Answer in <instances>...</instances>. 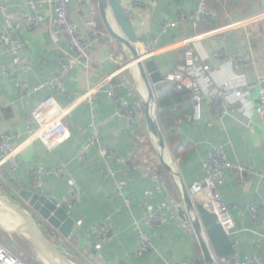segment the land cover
Here are the masks:
<instances>
[{
  "label": "crops",
  "instance_id": "crops-1",
  "mask_svg": "<svg viewBox=\"0 0 264 264\" xmlns=\"http://www.w3.org/2000/svg\"><path fill=\"white\" fill-rule=\"evenodd\" d=\"M28 1L0 0V6L16 19V25L8 33V38L18 39L24 44L21 56L4 52L0 45V138L6 134L19 136L20 139L13 141L14 147L27 137L28 117L37 104L55 97L60 106H70L77 97L91 90L104 78L119 72L131 60L124 45L117 42L107 28L106 21L119 36L125 37L115 22L110 6L106 7L104 16L100 5L102 0H90L88 6L93 11L99 36L97 42H94L85 22H80L83 38L92 54V76H86L79 69L71 72L65 78L66 96H56L54 89L42 87L32 96L23 98L20 86H43L59 68L56 58L60 49L68 50L49 8L43 9L44 23L40 28L33 31L23 29V18L31 13L25 7ZM77 1L72 0V7ZM116 1L122 9L132 6V0ZM144 1L145 4L135 10L132 23L140 41L149 43L154 38L159 40L157 50L144 60H154L165 79L184 64V47L177 43L189 38H197L201 54L207 56L208 63L217 70L213 80L209 84L205 82L211 90L224 80L242 86L264 75V0H210V9L218 13L220 18L216 25L204 24L194 30L185 24L168 34L163 33L162 22L194 13L200 0ZM4 25L5 13L0 11V28ZM216 51L250 56L254 63L234 70L222 59L211 58ZM7 68L11 70L6 71ZM117 76V82H127L132 88V92L122 91L120 96L127 108L137 111L138 119L114 118L105 123L114 115V106L105 90L99 92L96 108L103 144L112 149L120 160L135 151L138 131L146 135V143L143 142L145 147L139 146L143 155L139 168L128 170L125 163L115 160L109 163L116 171L117 179L127 181L125 195L132 202L131 207H122L115 180L105 177L103 165L93 167L94 162L102 163L96 149L91 151L87 161L78 158L79 150L91 134V107L86 103L77 106L68 115L65 122L71 136L62 145L50 151L40 141H36L17 155L16 170L8 163L0 167V195L23 208L27 206L20 197L22 190L38 192L62 202L71 191L69 181L74 182L80 189L81 199L67 211L76 223L82 222V225H75L69 239L63 238L46 223L43 225L48 240L72 264H194L199 255L198 241L194 230L187 228L179 211L182 208L186 210V199L159 157V163L144 161L146 156L153 157L151 148L159 155L146 120L147 104L153 89L148 85L151 83L150 77L146 81L137 66L122 70ZM154 101L152 110H156L168 156L174 161L177 172L187 186L206 177V164L215 147H221L233 162L256 166L257 174L253 176L228 171L225 183L217 189V194L230 207L233 226L229 236L236 249L233 258L241 262L257 258L264 263V210L260 211L257 220H253L247 211L248 205H259L264 201V116L258 117L253 113L255 95L247 96L243 103L232 100L225 118L215 115L208 105H204L203 119L199 122L193 120L192 96L180 91L175 85L161 96L155 94ZM147 140L150 151L147 149ZM2 156L0 151V160ZM58 166L66 168L65 177L48 176L44 178L41 189L34 187L33 170H54ZM176 202L180 207H174ZM151 210H160L163 225L153 229L146 226L144 216ZM106 218L112 221L115 237L103 243L101 250H96L95 245L101 240L92 236L91 232ZM141 230L151 236L154 249L138 257ZM57 233L63 242L58 241ZM0 239L28 262L47 264L38 252L25 222L16 212L2 204ZM52 255L59 262L58 256Z\"/></svg>",
  "mask_w": 264,
  "mask_h": 264
},
{
  "label": "built area",
  "instance_id": "built-area-1",
  "mask_svg": "<svg viewBox=\"0 0 264 264\" xmlns=\"http://www.w3.org/2000/svg\"><path fill=\"white\" fill-rule=\"evenodd\" d=\"M89 1L90 0H78L73 7L72 0H30L26 3L25 7L31 13L26 14L23 18V29L26 31H33L40 28L44 23L43 9L49 8L50 12L56 18L57 25L68 45V50L64 48L60 49L56 58L59 68L51 74L50 79L43 86L30 87L28 84L20 86V92L23 98L32 96L42 87L54 89L56 96H66L67 88L65 85V78L71 72L79 69L82 70L86 76H92V54L89 45L83 38L80 22V20L85 22V25L91 31L94 42H97L99 36L93 19V11L90 10L88 6ZM143 4H145L144 0H132V6L130 8L122 9L123 14L132 21L135 10ZM0 11L5 13V25L3 28H0V45L4 52L21 56L24 44L18 39L8 38V33L16 25V19L13 15L8 14L2 6H0ZM219 19V14L210 9V0H200L198 8L194 13L182 15L174 21L162 22V31L164 34H168L173 29H177L185 24H189L194 30H197L204 24L214 26L218 23ZM177 44L183 45L184 47V64L177 69L176 73L166 80L172 82L180 91L188 92L192 96L194 121L199 122L203 119L204 105H208L209 109L215 115L225 118L229 113L232 100L243 103L245 98L252 94L255 95L256 101V105L253 107V113L258 117L264 116V75L257 76L254 81L245 83L242 86L234 85L231 80H224L219 83L220 85H218L217 88L211 90L205 82L207 81L209 84L217 74V70L208 63V57L201 54L197 47L199 44L197 38L181 40ZM158 46L159 40L154 38L149 43L139 40L136 48L140 52L142 58L146 59L157 50ZM211 58L222 59V62L229 64L234 70L248 67L250 64L254 63V59L250 56H241L240 54L228 55L221 51L214 52ZM136 64L137 61H129L121 67L119 72L130 67L134 68V66H137ZM25 68L28 67L25 66ZM5 70L10 71L11 68ZM119 72L104 78L91 90L77 97L70 106H60L55 97H49L44 102L37 104L28 117V135L25 139L21 140L17 147L13 146V141L15 139H20L19 136H11L8 134L1 136L0 151L3 156L0 160V167L8 163L13 170H16L18 167L16 162L17 155L36 141H40L50 151L62 145L71 136L65 122L68 115L77 106L86 103L91 107L92 121L89 125L91 134L85 145L79 150L78 158L81 161H87L88 155L92 150L96 149L102 163L97 164V162H94L93 167L103 165V174L105 177L115 180L117 196L123 202L122 207L130 208L132 202L127 199L125 195V188L128 185L127 181L117 179V173L109 163L110 160H115L120 163H125L126 169L128 170L139 168L143 157L139 146L143 144L145 138L141 131H138L135 151L126 159L120 160L112 149L103 144L101 138V125L98 123L99 113L96 108L98 94L105 90L114 106L113 117L106 120L105 123L112 121L114 118H126L129 120L138 119L137 111L127 108L120 96L122 91L132 92V88L127 82L116 81ZM157 156L159 157V155ZM228 171L248 176L257 174L255 165L251 163L233 162L229 160L221 147H215L206 164V177L203 180L190 186H187L183 182V179L181 183L179 181V187L184 199V191L186 190L188 193L190 209L186 207L187 219L185 222L187 228L194 230L198 241L197 246L199 254H203V250L194 225L198 227L208 249L212 251L207 231L198 211L199 204L204 206L210 213L217 216L218 222L224 227L228 234L233 226L230 207L226 205L217 194V189L222 187L225 183V176ZM52 175L65 177L66 168L64 166H58L54 170H33L32 180L34 187L36 189H41L43 187L44 178ZM69 184L71 186V191L64 197L63 201L60 202L65 208L75 207L81 199L79 187L72 181H69ZM261 210H264V201L259 205L247 206V211L253 220L258 219ZM144 220L146 226L151 229L164 224V219L160 210H151L144 216ZM76 225L80 227L82 222H77ZM139 233V248L137 250V255L138 257H143L154 249V245L151 236L147 232L141 230ZM91 235L100 238L101 243L96 244L95 249L101 250L103 243L109 242L115 237L111 219L106 218L101 221L100 224L92 230ZM57 239L63 242L59 234ZM215 261L218 262L217 264H264L257 258L250 259L246 262H241L236 258H232L230 261L217 260L215 258ZM0 264L27 263L22 256L15 254L0 242Z\"/></svg>",
  "mask_w": 264,
  "mask_h": 264
},
{
  "label": "water",
  "instance_id": "water-1",
  "mask_svg": "<svg viewBox=\"0 0 264 264\" xmlns=\"http://www.w3.org/2000/svg\"><path fill=\"white\" fill-rule=\"evenodd\" d=\"M101 11L105 16L106 7L109 5L115 21L118 26L125 34V37L119 36L106 21L107 28L111 36L121 44L124 45L128 54L131 56L130 61H137V67L142 77L151 83L147 82L152 89L150 93V99L146 109V120L151 130L150 137L154 143V146L159 154V158L164 164L167 171H169L177 184L181 183L182 177L177 172L174 161L168 156L167 148L165 145L164 137L159 129L156 110H151L152 102H155V94L157 96L163 95L167 90L174 87L172 82L166 80L158 69V66L154 60H144L136 48L139 38L136 34L133 23L128 19L122 11L121 6L116 0H102ZM153 84V85H152ZM185 192L186 206L190 209L188 193ZM20 197L26 203L27 208L21 207L19 204L5 198L0 195V204L12 209L20 218L25 222L28 230L30 231L38 252L42 255L47 264H72L63 253L54 246L46 237L43 225L46 223L48 226L56 230L63 238L69 239L74 231L76 222L69 215L67 208L60 204V201L42 195L38 192L22 190ZM184 220L186 217V210L183 208L179 210ZM198 211L202 220V223L207 231L212 251H210L200 233V230L196 225L195 230L198 239L201 243L203 254H199L194 264H217V260L230 261L236 255L235 244L231 240L229 234L226 232L224 227L218 222V218L215 214L210 213L201 204L198 205ZM52 254L58 256V261L53 257Z\"/></svg>",
  "mask_w": 264,
  "mask_h": 264
},
{
  "label": "trees",
  "instance_id": "trees-1",
  "mask_svg": "<svg viewBox=\"0 0 264 264\" xmlns=\"http://www.w3.org/2000/svg\"><path fill=\"white\" fill-rule=\"evenodd\" d=\"M145 136L146 135H143V137L145 138ZM147 142H148V140H147ZM144 143H146V141L144 142ZM144 143L143 144H141V146L142 147H145V145H144ZM150 148L151 147H149V142L147 143V149L150 151ZM151 153L153 154L152 156L153 157H149V156H146V160H144V161H147V160H149V161H151L152 163L153 162H155V163H159V159H158V156H157V153H156V151H154L152 148H151ZM143 158V157H142ZM141 161H142V159H141ZM156 177V175H154V178ZM0 242L6 247V248H8V249H10L11 251H13L11 248H9V247H7L2 241H1V239H0ZM14 252V251H13ZM15 253V252H14ZM16 254V253H15ZM18 255V254H17ZM25 261H26V263L27 264H33L32 262H28L27 261V259H24ZM38 264H41V263H38Z\"/></svg>",
  "mask_w": 264,
  "mask_h": 264
},
{
  "label": "rangeland",
  "instance_id": "rangeland-1",
  "mask_svg": "<svg viewBox=\"0 0 264 264\" xmlns=\"http://www.w3.org/2000/svg\"><path fill=\"white\" fill-rule=\"evenodd\" d=\"M136 68V67H135ZM129 69V68H128ZM158 120V119H157ZM158 122V121H157ZM173 201V200H172ZM174 207H180V204L178 202H176L175 206Z\"/></svg>",
  "mask_w": 264,
  "mask_h": 264
},
{
  "label": "bare ground",
  "instance_id": "bare-ground-1",
  "mask_svg": "<svg viewBox=\"0 0 264 264\" xmlns=\"http://www.w3.org/2000/svg\"><path fill=\"white\" fill-rule=\"evenodd\" d=\"M136 72V71H135ZM143 93V92H142ZM151 110H152V107H151Z\"/></svg>",
  "mask_w": 264,
  "mask_h": 264
}]
</instances>
